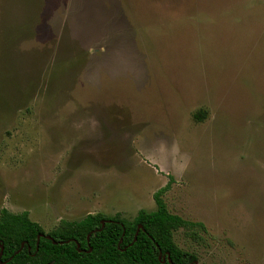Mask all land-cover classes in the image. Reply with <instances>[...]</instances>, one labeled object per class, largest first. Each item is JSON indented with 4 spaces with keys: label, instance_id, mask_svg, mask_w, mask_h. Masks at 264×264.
<instances>
[{
    "label": "rangeland",
    "instance_id": "374dc122",
    "mask_svg": "<svg viewBox=\"0 0 264 264\" xmlns=\"http://www.w3.org/2000/svg\"><path fill=\"white\" fill-rule=\"evenodd\" d=\"M170 180L198 264H264V0H0V210L133 220Z\"/></svg>",
    "mask_w": 264,
    "mask_h": 264
},
{
    "label": "trees",
    "instance_id": "16d2710c",
    "mask_svg": "<svg viewBox=\"0 0 264 264\" xmlns=\"http://www.w3.org/2000/svg\"><path fill=\"white\" fill-rule=\"evenodd\" d=\"M170 187L171 180L154 193L156 210L141 209L133 220L88 213L79 220L62 219L51 231L28 211L2 207L0 264H194L197 255L175 242L174 231L184 227L194 236L196 228L206 227L169 211L163 196ZM160 251L172 262H163Z\"/></svg>",
    "mask_w": 264,
    "mask_h": 264
},
{
    "label": "water",
    "instance_id": "95a60500",
    "mask_svg": "<svg viewBox=\"0 0 264 264\" xmlns=\"http://www.w3.org/2000/svg\"><path fill=\"white\" fill-rule=\"evenodd\" d=\"M103 225H104V222H103ZM139 228H141V225L139 226ZM41 236V235H40ZM49 237V236H48ZM135 239H136V237H135ZM2 248H3V246H2ZM1 254H2V252H1ZM159 257L162 259V261L163 262H165L166 260H168V261H170V262H172V260L170 259V256L168 255L167 257L164 255H162V253H161V251H160V255H159ZM194 264H198V261L197 260H195L194 261Z\"/></svg>",
    "mask_w": 264,
    "mask_h": 264
}]
</instances>
